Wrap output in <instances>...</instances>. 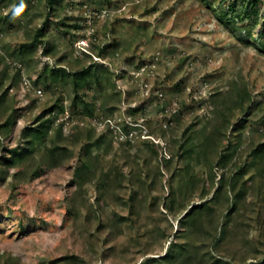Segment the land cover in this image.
Instances as JSON below:
<instances>
[{"label": "rangeland", "instance_id": "obj_1", "mask_svg": "<svg viewBox=\"0 0 264 264\" xmlns=\"http://www.w3.org/2000/svg\"><path fill=\"white\" fill-rule=\"evenodd\" d=\"M229 1L0 0V97L7 105L0 119L13 118L1 137L0 158L24 145L23 129L39 116L53 119L50 129L61 126L58 142L66 147L54 166L47 164L44 147L50 137L30 159L0 163V264L264 260V154L251 158V149L264 141V51L244 31L246 26L260 42L264 0L259 23L244 19L234 26L221 23L210 7L220 10ZM21 5L28 8L23 16L16 14ZM42 24L37 51L28 62L19 61L20 44ZM58 63L108 68L115 86L89 78L79 91L91 104L88 114L66 79L48 83L41 76L45 66ZM243 85L251 92V108L246 102L230 118L232 124L245 118V125L225 129L222 109L228 112ZM55 101L63 110L45 111ZM197 134L211 144L209 163L197 151L190 158L197 180L192 189L181 185L185 162L179 153L189 136L200 140ZM87 144L97 158L91 175L77 173ZM225 149L233 152L217 164ZM234 174L236 190H245L233 211L221 202L200 231H182L183 206L211 198L222 175L230 188ZM178 188L169 210L164 204ZM179 244L186 250L159 259Z\"/></svg>", "mask_w": 264, "mask_h": 264}, {"label": "trees", "instance_id": "obj_2", "mask_svg": "<svg viewBox=\"0 0 264 264\" xmlns=\"http://www.w3.org/2000/svg\"><path fill=\"white\" fill-rule=\"evenodd\" d=\"M29 0H21V2H27ZM52 1V0H49ZM205 3H207V0H204ZM262 0H230L229 3L225 6V8H221L220 10H216L212 5L210 6L211 9L216 14L217 19L223 23V24H234L237 21H243L244 19H252L251 25H256L259 23L258 14H259V6L261 4ZM28 8L26 6H23V10L19 12V16H23L27 13ZM62 22V20H61ZM63 23V22H62ZM77 25V24H75ZM261 34L262 37L260 39V42L256 44L257 38H252V32L249 28L246 26L244 27V31L249 36L248 42H251L254 47L257 49L264 51V17H263V24H262ZM43 35H44V24L37 27L32 35V37L24 41L20 44L17 52H16V58L21 62H28L30 58L35 54V52L38 49V45L41 41H43ZM52 51L51 45H47L43 48V53L48 55ZM44 75L48 83H53L58 81L61 78L66 79L68 83L71 84L72 89L74 91V96L76 99H79L81 103L83 104V109L88 113H92V107L91 104L84 100L83 96L84 94L80 92V89L83 85H85L89 78H93L95 84L102 85L103 83H107L111 85L112 87L115 86V82L112 76V73L108 68H103L102 72L98 71V65L97 64H88L83 65L80 67L69 69L66 66L58 63L54 66L47 67L45 66L41 72V76ZM252 97L251 92H249L246 85H243L241 89L238 90L237 94H235V98L233 99V104L230 106H227V111L225 112V108L222 109V113L224 116V124L225 129L232 128L233 131L242 129L244 127L245 118L243 120L238 121L235 124L231 123V115L232 110L237 108L240 111H243L244 105L249 103V105L246 106V108H251ZM5 100L3 97H0V109H5L7 107L6 104H4ZM252 105V104H251ZM245 108V109H246ZM62 111L63 106L59 104V102L55 101L53 104H51L49 107L46 108L45 111ZM218 109V108H217ZM56 111V112H57ZM38 121L30 126H26L23 129V138H24V145L21 147H13L9 149V156H2L0 158V163L6 166H9L10 164H17L19 162H24L27 159H30L33 156V152L37 149L41 148L42 143L44 142V139L47 137H50V142L48 145H45V154L47 155V164L48 165H56L60 162V160L57 158L58 153L60 150L66 149L65 146L61 145L58 141L60 140L61 135V126H57L55 128H51L47 124L49 121H52L53 119H41V117H37ZM13 120L12 116H7L4 119H0V144H1V137L4 135L6 136V133L8 132L9 123ZM221 131V130H220ZM218 131V133H220ZM52 133V134H51ZM224 133V132H223ZM206 134V133H205ZM201 135L197 134L200 140L195 141L194 137H188L187 140H184L183 143L180 144V156L184 159V165L182 173L180 174V180L182 186H190L193 189V183L194 180H196L191 173H190V158H193L192 155L194 152H199L200 156H202L204 159H206V162L209 161L208 157V147L211 144L210 138H208L207 135ZM191 139V140H190ZM229 148V147H227ZM84 158L82 160V166L77 169V173H81L84 175H91L94 174V169L97 167L94 160L97 158H93L91 156L92 148L90 144H87L85 148ZM231 150H223L218 155L217 164H223L227 159H229L232 152ZM252 153V161L257 159V156L260 154H264V141L258 143L254 148L251 149ZM199 156V157H200ZM198 157V159H200ZM197 159V161H198ZM199 162V161H198ZM209 163V162H208ZM207 163V165H209ZM215 163V164H216ZM95 164V165H94ZM216 164V165H217ZM245 168H239V170H244ZM237 169V171H239ZM38 173V170L35 168L32 171L31 175H36ZM21 174V172H15L14 176H17ZM224 174V173H223ZM182 176V177H181ZM214 173L212 174L209 170L208 177H210L209 185L210 188L214 187ZM223 176V175H222ZM220 177L219 181L217 182L218 188L214 191L213 195L209 199H204V197L209 193L203 192L201 195V198L204 200H201L200 202L195 203H189V207L187 208L186 205L183 206V209H185L184 214L182 217H180L179 221L182 223L183 230L188 233H194L197 231H200V226L202 225L204 220L211 219V216L215 213L218 205L221 202H229L230 208H229V214L231 211H233L234 207L237 204V200H239L244 193V188L241 187L236 190V184L239 183V175L234 174L233 177L235 178V182L230 185V188L228 187V182L225 179V177ZM197 181V180H196ZM183 183L185 185H183ZM102 184V183H101ZM182 188V187H181ZM181 190V189H180ZM179 188L176 190H171V195L168 198V201L165 202V207L167 209H171L173 202L176 199V196L178 194ZM182 192V191H181ZM226 228H222L220 233H225ZM223 233V234H224ZM222 234V237H223ZM186 250V246L183 244H179L176 246H169L166 252L160 256L159 259L167 260L174 258L175 254L181 253L182 251ZM154 259V258H153ZM224 262L223 258L217 257L213 260L214 264H220ZM225 263V262H224ZM227 263V262H226ZM251 264H257V262H252ZM259 264H264V260L261 261Z\"/></svg>", "mask_w": 264, "mask_h": 264}, {"label": "clouds", "instance_id": "obj_3", "mask_svg": "<svg viewBox=\"0 0 264 264\" xmlns=\"http://www.w3.org/2000/svg\"><path fill=\"white\" fill-rule=\"evenodd\" d=\"M22 10H23V5H21V7L16 10V14H19V12L22 11Z\"/></svg>", "mask_w": 264, "mask_h": 264}, {"label": "built area", "instance_id": "obj_4", "mask_svg": "<svg viewBox=\"0 0 264 264\" xmlns=\"http://www.w3.org/2000/svg\"><path fill=\"white\" fill-rule=\"evenodd\" d=\"M38 91H40V89H38Z\"/></svg>", "mask_w": 264, "mask_h": 264}]
</instances>
